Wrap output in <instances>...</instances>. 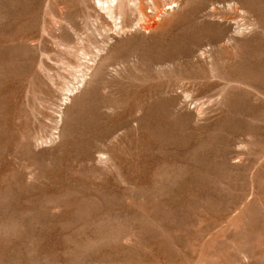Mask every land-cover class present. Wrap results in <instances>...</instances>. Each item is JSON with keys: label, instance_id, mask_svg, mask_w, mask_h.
<instances>
[{"label": "rangeland", "instance_id": "1", "mask_svg": "<svg viewBox=\"0 0 264 264\" xmlns=\"http://www.w3.org/2000/svg\"><path fill=\"white\" fill-rule=\"evenodd\" d=\"M96 2L0 0V264H264L262 0Z\"/></svg>", "mask_w": 264, "mask_h": 264}, {"label": "bare ground", "instance_id": "2", "mask_svg": "<svg viewBox=\"0 0 264 264\" xmlns=\"http://www.w3.org/2000/svg\"><path fill=\"white\" fill-rule=\"evenodd\" d=\"M151 4H152V0H150ZM233 1V0H232ZM230 2V1H229ZM235 2V1H234ZM217 3V2H216ZM241 3V0H240ZM214 4V3H213ZM221 4V3H220ZM227 4V3H226ZM98 11H102L103 14L98 13V19L100 20V26L103 27H108L110 24L118 29V30H122L125 28L124 22H123V16H124V10H128L130 12L131 15H136L138 16L140 19H142L144 17V5H145V0H97L96 2ZM239 6V5H238ZM251 6H253L254 8L257 9L261 20L264 21V0H262V2H258V3H252ZM96 7V6H95ZM228 10H237L238 11V7L235 3L233 4H227L226 5ZM225 7V8H226ZM211 10L214 11L216 10L215 7L211 6ZM215 12V11H214ZM214 14V13H213ZM144 19V18H143ZM139 23V22H138ZM185 23V22H184ZM137 24V23H136ZM139 27H141L142 29H146V27L141 26L140 24H137ZM136 26V25H135ZM110 29V28H109ZM147 30V29H146ZM197 31H199L196 35V37H200L201 34L200 32L204 31L206 33V38L209 40H212L211 44H214L215 47H218L217 44L220 43V41L222 40V31L217 29L215 30L213 25L211 24H202L200 25L197 29ZM171 36V35H170ZM187 36V32L183 31L178 33L177 35V40H183L185 39ZM203 36V35H202ZM165 45V44H164ZM166 49V48H165ZM214 49V47H213ZM194 49L193 48H188L186 55H193L194 54ZM204 54V52L202 50L199 51V55L200 57H202ZM206 54V53H205ZM154 55V54H153ZM157 56V55H155ZM161 61H159L158 63H160ZM159 68V67H157ZM105 77V76H104ZM101 79V78H100ZM84 80V79H83ZM93 80V79H92ZM96 80V79H95ZM107 80V79H106ZM90 82V81H89ZM89 84V83H88ZM92 84V83H91ZM103 84V83H102ZM175 85V84H174ZM173 85V86H174ZM106 86V85H105ZM97 87V86H96ZM104 87V86H103ZM107 87V86H106ZM105 87V89H106ZM190 88V87H189ZM101 89V88H100ZM149 90V89H148ZM85 94H90V96H92L93 98H97L99 103L101 104L104 99L103 98H99L97 97V92L94 90H88L86 89ZM83 93V94H84ZM166 93V92H165ZM83 94H81L80 96H82ZM146 94V93H145ZM153 98H152V102L150 105H148L144 110H143V114L140 118H134V121H136V123H142L143 121L147 120L148 117L150 116V114L155 113L160 106V103L162 102L161 100V95L159 90L155 91L153 93ZM151 97V95H150ZM141 98V97H140ZM137 100V99H136ZM143 103V102H142ZM137 106V105H136ZM89 107V106H88ZM138 109V108H137ZM40 143V142H39ZM99 160V159H98Z\"/></svg>", "mask_w": 264, "mask_h": 264}]
</instances>
